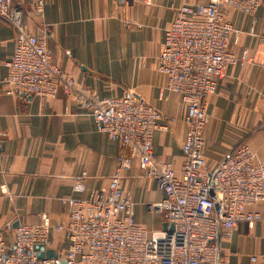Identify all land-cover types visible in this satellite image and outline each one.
<instances>
[{"label":"crops","instance_id":"obj_1","mask_svg":"<svg viewBox=\"0 0 264 264\" xmlns=\"http://www.w3.org/2000/svg\"><path fill=\"white\" fill-rule=\"evenodd\" d=\"M208 1L46 0L40 19L30 0H11L13 5L20 3L29 30L47 36L60 68L101 97L121 96L131 89L164 115L160 123L169 122V130L155 131L154 150L173 163L178 175L184 163L186 106L166 90L167 78L156 62L177 8ZM226 16L241 31L231 49L238 56L248 50L251 61L229 65L205 101L210 115L205 130L208 175L245 143L264 161V6L254 15L228 10ZM15 40L13 28L0 19V219L7 225V243L14 245L19 225L41 223L43 213L53 224H67L69 209L61 197L87 194L73 190L76 179L89 189H107L119 157L129 164L122 172V186L133 197L136 219L150 232L167 229L165 216L146 206L161 201L165 192L144 174L129 147L97 130L86 109L61 92L50 100L6 93L5 63L14 52ZM252 209L264 214V201ZM52 236L53 249L64 252L67 235ZM220 246L230 264H264V220L253 225L240 222L230 236L222 235ZM254 255L256 260L251 258Z\"/></svg>","mask_w":264,"mask_h":264},{"label":"built area","instance_id":"obj_2","mask_svg":"<svg viewBox=\"0 0 264 264\" xmlns=\"http://www.w3.org/2000/svg\"><path fill=\"white\" fill-rule=\"evenodd\" d=\"M30 2L34 15L43 19L46 0ZM261 6L264 0L185 3L165 29L156 68L167 78L166 90L186 106L184 163L178 175L173 163L154 150L155 131L169 130V122L160 123L164 115L158 109L131 89L101 97L55 63L47 36L29 30L20 3L0 0V19L16 35L14 52L5 63L6 93L50 100L61 92L86 109L97 130L129 147L144 174L165 192L161 201L146 206L168 222L167 229L150 232L136 219L133 197L122 186V172L129 164L119 157L107 189H89L76 179L73 190L87 194L61 197L69 209L67 224H53L43 213L41 223L19 225L10 246L7 225L0 219V264H230L221 255L222 235L230 236L240 222L264 220L263 213L252 209L264 201V161L245 143L208 175L205 130L210 115L205 101L229 65L251 61L248 50L238 56L230 47L232 41L238 44L241 31L227 19L228 10L254 15ZM54 232L67 235V249L57 252L56 259L39 257L35 245L53 249Z\"/></svg>","mask_w":264,"mask_h":264},{"label":"water","instance_id":"obj_3","mask_svg":"<svg viewBox=\"0 0 264 264\" xmlns=\"http://www.w3.org/2000/svg\"><path fill=\"white\" fill-rule=\"evenodd\" d=\"M213 193V192H212ZM170 229H173V225L170 226ZM35 250L38 251L39 257H49V258H58V253L52 249H46L44 245H35ZM57 264H66V261H58Z\"/></svg>","mask_w":264,"mask_h":264}]
</instances>
